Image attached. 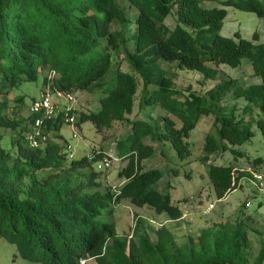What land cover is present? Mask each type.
I'll return each mask as SVG.
<instances>
[{
    "label": "trees",
    "instance_id": "16d2710c",
    "mask_svg": "<svg viewBox=\"0 0 264 264\" xmlns=\"http://www.w3.org/2000/svg\"><path fill=\"white\" fill-rule=\"evenodd\" d=\"M173 6L177 22L171 27L166 19ZM227 6L255 11L264 19L263 0H222V5L204 0H0V97L7 94L5 88L36 79L38 68L47 66L56 70L52 86L98 93L97 109L72 111L78 110V125L92 121L100 132L133 111L141 77L143 100L150 109H161L156 115L161 117L130 121L131 140L119 171L128 179L120 196L177 218L180 206L172 202L169 190L155 185L161 169L143 164L156 150L148 137L163 134L186 157L192 153L191 130L212 112L217 134L207 135V153L229 145L238 151L236 145L255 135V126L264 136V43L257 41L256 31L251 37L238 30L234 35L222 33ZM246 57L261 74V83L246 87L229 78L204 94L193 91L185 98L176 95L184 92L171 87V76H165L159 64L177 61L181 68L216 78L220 70L214 64L238 66ZM126 62L129 69L124 68ZM231 89L246 98L245 113L239 114L237 105L221 104ZM22 97H15V104L0 98V230L23 256L41 264H82L83 257L91 256L96 264H264V238L252 255L247 231L237 224L207 228L185 243H178L166 225L156 230L155 238L147 230L139 232V225L137 238L119 235L116 224L102 218L112 203L111 189L85 190L96 182L97 170L83 172V178L69 175L80 166H91L104 152L67 160L66 143L30 146L26 136L40 113L12 116L27 107ZM63 122L61 112L54 120L46 118L45 127L57 128ZM11 132L14 146L7 147L3 140ZM253 161L264 163V155ZM232 170L230 164H210L218 197L237 187Z\"/></svg>",
    "mask_w": 264,
    "mask_h": 264
},
{
    "label": "rangeland",
    "instance_id": "374dc122",
    "mask_svg": "<svg viewBox=\"0 0 264 264\" xmlns=\"http://www.w3.org/2000/svg\"><path fill=\"white\" fill-rule=\"evenodd\" d=\"M204 3L222 5V0H204ZM176 8L173 6V13L166 19L171 27H174L177 22ZM227 8L228 14L224 19L222 33L234 35L238 30L243 36L251 37L256 31L259 36L257 41L264 43V19L257 12L235 6H227ZM159 64L165 71V76H171V87L184 92L176 93L181 98H185L186 94L193 91L204 94L219 82L229 78H235L246 87L252 83L258 84L263 81L261 74L256 71L252 59L248 57L244 58L238 66L213 63L220 70L216 78H206L201 71L196 69L181 68L177 61L160 60ZM124 68L129 69L130 65L126 62ZM37 75L36 79L24 80L13 88H5V90L8 89L6 90L7 94L0 97L9 98L8 100L15 104V97L24 96L22 99L27 107H22L18 113L16 112L17 114L12 115L17 119L26 118L35 113L31 105L36 98H40L47 91H51L54 95L57 91L56 87H51L53 82L51 77L54 74L47 66L38 68ZM46 75L48 80H45ZM153 82L148 87H153L155 84ZM73 93L79 98V102L76 103L77 109L81 107L97 109L100 106L97 92L81 90L73 91ZM144 94V82L140 77L133 111L126 114L127 118L116 120L111 127L100 132L97 131L92 121L82 122L78 125L76 122L66 121L65 118L61 126L57 128H46L44 125L46 138L41 142V147L46 146L50 141L66 143L67 160L83 156L91 158L100 150L104 152L102 157L91 166H80L70 171L69 175L73 178H83V172L97 170L95 172L96 182L85 190L93 192L111 189L114 193L112 203L103 210L102 218L114 222L119 235L137 238L135 231L139 225V232L144 233L147 230L155 238L156 230L166 225L174 232L178 243H185L189 242L191 238H196L207 228L237 224L247 231L250 239L248 250L252 252V255L257 254L264 238V195L255 184L246 178L241 179V176L249 174L250 170H264V163L253 161L256 155H264V136L256 126L254 127L256 133L250 140L242 145H236L238 151L229 145L226 150L221 149L207 153L204 149L207 135L217 134V125L214 121V112L203 115L204 117L190 132L188 140L192 153L186 157H181L170 139L165 138L163 134L157 139L147 138V142L153 143L156 150L152 156L144 158L143 164L146 168L159 167L161 169L162 176L155 185L164 191L169 190L172 202L179 205L182 210L179 217L173 218L166 211L158 212L149 204L139 205L130 196H120L122 186L128 179L126 176L119 175V171L124 164L123 156L127 152L131 140L130 121L132 119H148L154 122L161 117L156 116L162 111L161 109L158 107L150 109L145 104ZM54 99L60 111L69 104L63 97L55 95ZM246 103V98L235 95L232 89L223 95L221 101L224 106L237 105L239 114L245 113L243 105ZM77 113L78 110H75L76 118ZM73 125L74 127H72ZM161 127V130H164L163 123ZM12 135L13 132L9 133L3 140L7 147L14 146L11 142ZM107 158L111 161L109 166L104 164ZM213 163L238 166L240 168L238 178L242 185L232 189L224 197H218L209 176V166ZM210 204H213V207L209 211H205ZM88 258L89 260L85 264H96V259L93 256ZM0 264H41V262L23 256L18 245L8 240L0 230Z\"/></svg>",
    "mask_w": 264,
    "mask_h": 264
},
{
    "label": "built area",
    "instance_id": "2783aa9c",
    "mask_svg": "<svg viewBox=\"0 0 264 264\" xmlns=\"http://www.w3.org/2000/svg\"><path fill=\"white\" fill-rule=\"evenodd\" d=\"M51 73L54 74L53 77L56 75V70L51 69ZM53 77H51L53 79ZM53 81V80H52ZM53 83V82H52ZM52 87V84H51ZM55 95L57 97H63L67 100L68 106H64V110L60 111L59 108H57V104L55 103V95L51 91H47L46 93L42 94L40 98H36L31 105L32 110L35 111V113H40L38 115L31 127V129L28 131L27 134V141L30 146L32 147H38L41 146V142L45 141L46 138V132L43 129L46 118H53L58 117V115L63 112L64 113V119L66 118V121L68 122H76V116L74 115V111L72 112V109L76 108V103L79 102L78 96L67 90L58 89ZM78 115V114H77ZM74 127V125L72 126ZM70 148V147H69ZM106 166L111 165V161L107 158L104 162ZM233 184L237 186H241L242 182L238 181L236 183V177L240 175V168L238 166H234L233 170ZM246 178L251 183L255 184L261 193L264 195V170H256L251 171L247 175H242L241 179ZM236 188V187H235ZM213 207V204H210L205 211H209ZM89 258L83 257L81 259V262L85 264Z\"/></svg>",
    "mask_w": 264,
    "mask_h": 264
},
{
    "label": "crops",
    "instance_id": "0c3cea01",
    "mask_svg": "<svg viewBox=\"0 0 264 264\" xmlns=\"http://www.w3.org/2000/svg\"><path fill=\"white\" fill-rule=\"evenodd\" d=\"M84 103V102H83Z\"/></svg>",
    "mask_w": 264,
    "mask_h": 264
}]
</instances>
